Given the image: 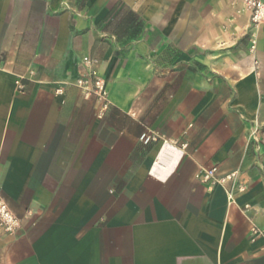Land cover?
<instances>
[{
    "label": "crops",
    "instance_id": "crops-1",
    "mask_svg": "<svg viewBox=\"0 0 264 264\" xmlns=\"http://www.w3.org/2000/svg\"><path fill=\"white\" fill-rule=\"evenodd\" d=\"M87 56L107 108L75 85ZM255 125L264 28L242 0H0V194L20 225L0 264H264Z\"/></svg>",
    "mask_w": 264,
    "mask_h": 264
},
{
    "label": "built area",
    "instance_id": "built-area-1",
    "mask_svg": "<svg viewBox=\"0 0 264 264\" xmlns=\"http://www.w3.org/2000/svg\"><path fill=\"white\" fill-rule=\"evenodd\" d=\"M244 7L250 13V22H251V30H256L259 32L264 28V0H242ZM98 64V60L87 56L83 58L82 65L83 68L79 72V76L75 81V85L79 88L84 98L90 99L95 97L98 101L103 104L104 108L108 106V94L106 91L105 83L103 79L100 77L98 70L96 68ZM18 87L20 90L24 89V85L21 82H18ZM58 94H62V90L57 91ZM250 141L256 144H264V134H262L261 129L258 125H255L253 130L250 133ZM141 142L144 145H149L150 143L158 142L159 137L156 134L152 133H144L141 136ZM166 143H164L165 145ZM217 174V169L212 168L205 172V179L212 180L215 178ZM233 176L226 177L231 183L229 196L233 197L234 192L240 187L236 184L235 181H232ZM242 191V190H241ZM16 219L12 215L8 205L4 202L2 196L0 195V226H5L7 231H12L16 225ZM252 242H256L258 239H264V229H260L257 227H253L251 230Z\"/></svg>",
    "mask_w": 264,
    "mask_h": 264
},
{
    "label": "trees",
    "instance_id": "trees-1",
    "mask_svg": "<svg viewBox=\"0 0 264 264\" xmlns=\"http://www.w3.org/2000/svg\"><path fill=\"white\" fill-rule=\"evenodd\" d=\"M127 14H128V18L125 20L124 24L126 25V24L133 22V24H134L133 31L134 32H141L143 22L139 21V18L136 14H134V13H127Z\"/></svg>",
    "mask_w": 264,
    "mask_h": 264
},
{
    "label": "rangeland",
    "instance_id": "rangeland-1",
    "mask_svg": "<svg viewBox=\"0 0 264 264\" xmlns=\"http://www.w3.org/2000/svg\"><path fill=\"white\" fill-rule=\"evenodd\" d=\"M1 195V194H0ZM19 222L18 221H16V225H15V227L13 228V230L12 231H7L6 229H5V226H0V230H3V231H5V232H7V233H11V234H13V233H15L16 232V230L19 228Z\"/></svg>",
    "mask_w": 264,
    "mask_h": 264
},
{
    "label": "bare ground",
    "instance_id": "bare-ground-1",
    "mask_svg": "<svg viewBox=\"0 0 264 264\" xmlns=\"http://www.w3.org/2000/svg\"><path fill=\"white\" fill-rule=\"evenodd\" d=\"M166 150H167V152H169V151H170V149H168V148H166Z\"/></svg>",
    "mask_w": 264,
    "mask_h": 264
}]
</instances>
